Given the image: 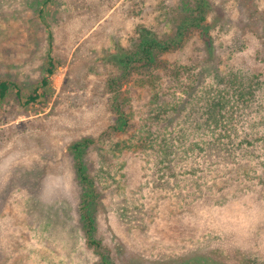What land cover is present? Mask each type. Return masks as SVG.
I'll return each mask as SVG.
<instances>
[{"label": "rangeland", "instance_id": "rangeland-1", "mask_svg": "<svg viewBox=\"0 0 264 264\" xmlns=\"http://www.w3.org/2000/svg\"><path fill=\"white\" fill-rule=\"evenodd\" d=\"M44 1L0 12V79L21 89L18 96L10 88L0 102V264H96L79 221L81 189L69 147L85 136L101 148L131 136L107 132L114 119L107 84L122 54L115 41L126 45L138 24L160 29L159 15L180 0ZM211 3L206 38L196 30L163 58L200 67L221 59L223 71L257 75L255 104L242 119L257 140L214 165L206 176L212 197L194 190L202 170L186 178L193 189L162 191L142 148L117 154L97 233L122 264H264V127L255 121L264 113V0ZM137 76L122 87L135 124L152 94ZM38 87L45 94L27 103Z\"/></svg>", "mask_w": 264, "mask_h": 264}, {"label": "trees", "instance_id": "trees-1", "mask_svg": "<svg viewBox=\"0 0 264 264\" xmlns=\"http://www.w3.org/2000/svg\"><path fill=\"white\" fill-rule=\"evenodd\" d=\"M25 1L0 0V12L17 11ZM49 1L45 0L44 4ZM212 7L211 0H180L176 10L159 15L160 29L138 24L126 45L115 41L117 51L122 54L116 63L119 73L111 76L107 84L113 93L110 104L114 114L107 132L109 136L117 133L131 136L103 148L97 144L96 137L85 136L69 147L81 189L79 221L87 244L97 256L96 264H122L119 252L108 248L97 233L102 191L113 177L112 159L117 154L127 148H142L152 157L160 186L156 187L162 191L171 187L184 191L193 189L186 178L202 170L206 173L200 175L204 180L198 182L194 190L212 197V185L206 176L211 174L214 165L226 164L228 157L237 154L239 149L250 148L257 140L242 123L245 113H249L248 109L256 101L261 85L257 75L233 66L223 71L221 59L200 67L191 63L168 65L163 58L164 53L183 45L196 30L206 38ZM54 71L55 62L49 59L47 72L51 75ZM209 74H212V83L207 81ZM136 75L152 91L148 109L137 124L133 122V111L127 109L130 99L122 88L125 80L134 79ZM48 82V77L44 78L42 86ZM10 88H15L21 96L16 83L0 79V102ZM43 94L45 92L38 87L28 95L26 102L35 103ZM256 116L257 125L264 127V113H256ZM132 128L135 130L130 133ZM94 150L99 153L96 159H93ZM200 154L205 158L198 164L196 157ZM205 253L213 255L212 251Z\"/></svg>", "mask_w": 264, "mask_h": 264}]
</instances>
